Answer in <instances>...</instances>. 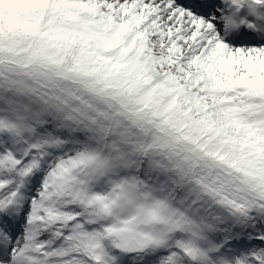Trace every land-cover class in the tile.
Here are the masks:
<instances>
[{"label": "snow or ice", "instance_id": "snow-or-ice-1", "mask_svg": "<svg viewBox=\"0 0 264 264\" xmlns=\"http://www.w3.org/2000/svg\"><path fill=\"white\" fill-rule=\"evenodd\" d=\"M0 264H264V0H0Z\"/></svg>", "mask_w": 264, "mask_h": 264}]
</instances>
